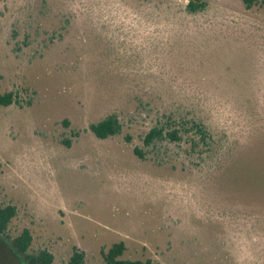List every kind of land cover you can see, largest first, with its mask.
I'll use <instances>...</instances> for the list:
<instances>
[{"label": "rangeland", "instance_id": "1", "mask_svg": "<svg viewBox=\"0 0 264 264\" xmlns=\"http://www.w3.org/2000/svg\"><path fill=\"white\" fill-rule=\"evenodd\" d=\"M191 1L0 0L9 241L29 230L55 264L120 242L132 261L264 264V7Z\"/></svg>", "mask_w": 264, "mask_h": 264}, {"label": "trees", "instance_id": "2", "mask_svg": "<svg viewBox=\"0 0 264 264\" xmlns=\"http://www.w3.org/2000/svg\"><path fill=\"white\" fill-rule=\"evenodd\" d=\"M246 9H252L255 6H263L264 0H241ZM195 1L192 0L188 5L193 6ZM16 95L13 92H5L0 85V107H10L16 103ZM121 123L118 117L114 114L107 116L101 121L91 124L90 130L100 140L108 139L109 137L118 135L121 132ZM199 131L203 132V127L199 125ZM169 134L174 140L177 135ZM161 136L158 130H152L145 138V144L150 145L152 142ZM138 153V151L136 150ZM17 215L16 207L12 205L3 206L0 203V254L3 260L7 263L15 264H55L53 254L47 251H40L38 254L30 255L29 249L32 244V235L29 230H25L20 236L8 240L7 231L12 220ZM126 251V246L123 242L114 244L107 253H104V264H153L151 261H132L123 259ZM7 257V258H6ZM0 264H2L0 262ZM70 264H84V254L75 251L71 258Z\"/></svg>", "mask_w": 264, "mask_h": 264}]
</instances>
